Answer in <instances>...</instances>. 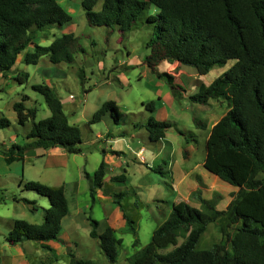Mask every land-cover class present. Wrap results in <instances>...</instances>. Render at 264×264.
<instances>
[{"label":"trees","instance_id":"trees-1","mask_svg":"<svg viewBox=\"0 0 264 264\" xmlns=\"http://www.w3.org/2000/svg\"><path fill=\"white\" fill-rule=\"evenodd\" d=\"M95 4L96 0L81 1L87 25L108 27L109 32L116 28L120 33L134 27L151 5L157 8V13L146 15L151 33L145 43L148 52L143 62L151 73L165 79L174 98H182L184 90L174 83L171 74L156 70L162 60L191 66L199 74H206L215 64L234 60L188 98L201 104L212 98L227 100L226 112L211 125L202 166L237 190L231 193L223 209L216 207L220 194L205 198L199 189L192 191L191 196L200 207L187 201L175 204L168 217L153 231L146 250L135 263L264 264V177H256L259 172L264 174V0H101L99 10H94ZM71 18V13L58 0H0V73L6 74L20 61L36 64L44 56L53 64H72L75 54L84 51L77 44L79 36L66 32L54 36L47 45L34 42L37 32L61 27ZM78 77L83 83L81 72ZM31 88L43 97L49 115L36 119L37 109L27 107L25 98L12 103L15 122L21 126L30 123V129L22 143L14 142L7 147L0 143L5 163L23 161L26 151L36 148L61 147L68 153H80V128L69 122L56 88L45 82L34 83ZM144 107L151 112L142 124L149 140L163 139L171 122L155 118L153 101ZM105 115L118 122L120 113L114 100L104 101L93 112L89 123L98 122ZM193 121L197 127H205L200 120L194 118ZM11 124V120L0 113V130ZM106 169L102 158L92 175L84 173L91 180L92 201L95 189L104 185ZM158 170L162 173L160 167ZM111 179L124 182L126 175L120 173ZM23 187L48 198L49 206L42 208L41 223L14 219L7 241L13 245L23 240H52L64 244L60 238L61 221L68 213L64 186L27 180ZM127 193L126 190L114 192L111 201L122 212L124 231L136 235L135 221L121 201ZM21 200L34 205V201ZM217 218H221L225 241L197 249L200 234ZM87 219L90 237L98 240L107 261L115 263L121 238L115 236L110 226L99 232L98 221L90 216ZM238 222L240 225L235 226ZM231 228L235 229L233 234ZM177 230L186 232L184 241L168 251L155 252V248L174 245L179 235ZM133 242L136 245L138 240ZM67 264L96 263L69 253Z\"/></svg>","mask_w":264,"mask_h":264},{"label":"rangeland","instance_id":"rangeland-1","mask_svg":"<svg viewBox=\"0 0 264 264\" xmlns=\"http://www.w3.org/2000/svg\"><path fill=\"white\" fill-rule=\"evenodd\" d=\"M58 1L71 13V20L61 27L37 32L34 42L47 45L54 36L71 32L79 36L77 44L82 46L84 51L75 54L72 64H53L44 56L36 64L20 61L12 70L1 75L0 113L11 119L12 124L0 130V141H6L7 135L18 132L17 142L22 143L25 140L24 133L28 130V123L21 126L13 121L14 111L11 103L25 98L24 103L37 109L36 119L44 118V113L49 110L43 97L32 90L31 85L45 82L56 86L63 99V110L69 122L77 125L81 131L82 151L67 154L64 174L65 181L70 182L65 195L70 214L75 219L76 231L79 233L73 238H62L64 244L55 242L50 245L46 241L36 240L10 244L7 241V229L11 220L24 219L30 223H41L42 208L48 207L49 201L48 198L23 187L26 179L37 180V174L41 173L44 166L41 158L28 156L23 162H14L12 165L9 163L12 166L10 172L9 164L1 162L0 264H67L69 253L78 258L91 259L96 264H136V258L146 250L147 244L151 241L154 229L169 215L175 204L187 201L193 206L200 207L191 196L194 182L205 198H210L215 193L221 195L216 204L218 209H223L230 200L231 193L237 190L236 187L207 171L201 163L205 157V141L211 125L226 112L227 100L222 97L212 98L201 104L188 98L190 94L201 90L225 71L234 60L215 64L206 74H199L193 67L184 66L176 61L162 60L156 66V70L171 74L174 83L184 90L182 98H174L165 79L150 73L143 62V57L148 52L145 43L151 33V25L146 23V15L157 13L156 7L151 5L134 27L120 33L116 28L109 32L108 27L87 25L81 6L82 0ZM100 6L101 0H96L94 10H99ZM80 72L83 83L78 77ZM109 99L115 101L120 113L118 122L105 115L100 121L89 123L93 112ZM149 101L155 104V111L152 112L155 118L168 120L172 124L167 129L165 137L158 141H150L147 131L142 127L151 114L144 107ZM194 118L204 123L205 127H197ZM104 138L115 139L110 142L112 146L125 149L124 152H120L121 157L119 153L108 151L113 160L118 158L121 160L120 165L126 168L127 178L125 182L112 183L113 186H120L122 189H115L109 184L110 176L123 172L121 166L110 169L109 165L116 164L109 159L110 163L106 164L107 177L104 185L101 189H95L92 201L89 194L91 180L89 177L86 178L84 173L92 174L97 168L102 159L101 148L109 147ZM125 142L135 149L134 156L127 152L130 147L127 150V146L124 147ZM161 158H167V163H163ZM34 160H37L35 165ZM188 168L194 169L193 178L191 180L190 177H186L183 181L179 177ZM115 171L119 173L113 175ZM256 177L262 179L263 172H259ZM173 187L177 188V191L174 192ZM119 190L128 192L121 201L124 209L135 221L137 234L133 235L120 229L115 231V236L121 238V244L116 262L110 263L103 255L98 240L89 236L91 227L87 216L98 221L97 230L101 232L108 225V217L114 206L107 201H111V194ZM175 193L176 201H169ZM21 198L34 201V205L24 203ZM134 201H137V204ZM239 225L240 222L235 226ZM234 231L235 229L231 228V234ZM177 238L176 240L181 239L179 235ZM135 239L138 240L136 245L133 242ZM224 241L221 218H217L206 225L200 234L197 247L209 248L214 243ZM172 246L166 245L155 252H164ZM227 247L230 249L228 243Z\"/></svg>","mask_w":264,"mask_h":264},{"label":"crops","instance_id":"crops-1","mask_svg":"<svg viewBox=\"0 0 264 264\" xmlns=\"http://www.w3.org/2000/svg\"><path fill=\"white\" fill-rule=\"evenodd\" d=\"M21 58V57H20ZM21 60V59H20ZM151 73V72H150ZM1 73H0V77H1ZM7 82L5 81L4 84H6ZM56 88V86H54ZM2 90V88H0ZM57 92H58V89H56ZM59 94V92H58ZM69 97V95H68ZM211 100V99H210ZM61 101H62V104L64 105L63 103V99L61 98ZM25 105L28 107L30 105L26 104ZM11 106H12V103H11ZM49 115V112H45L44 113V116H48ZM16 119V115H15V112H14V115H13V121H15ZM11 120V119H10ZM12 122V120H11ZM28 130L30 129V123H28ZM28 130L25 131L24 134H26L28 132ZM109 132H111V130H107ZM18 132H15L14 134H11V135H7L6 138L7 140L6 141H0V143L4 144L6 147L9 146L11 143H14V142H17V137H18ZM102 138V137H101ZM115 139H110V138H104V142H108L109 144V147H102L101 148V151H102V158L104 159V161L106 162V164H109L110 163V160L116 164V166L114 165H109V168L110 169H113V168H116L118 166H121L120 165V159L118 158V160H113L112 158V155L109 156V153L110 151L108 150H116L119 152V155L121 157V151L124 152L125 149H122V148H116V147H113L112 144L110 142L114 141ZM131 145V144H130ZM128 142H125V145L124 147L126 148L127 146V150L128 148L130 147V150H128L127 152H131V154L134 156L135 155V152H134V148L132 146H130ZM144 149V147H143ZM67 154H69L68 152H66L64 149H62L61 147H51V148H48V149H41V148H36V149H30V150H27L26 153H25V157L24 158H27L28 156H36L37 159L41 158L40 160L44 162V166H43V169H41V173L40 174H37V180H39L40 182L42 183H45V184H48L50 186H53V187H59L61 185L64 186L65 190H66V187H68L70 185V182L68 181H65L64 179V174L66 172V168H65V164L66 161H67ZM110 159V160H109ZM163 159V158H161ZM167 158L163 159V163H167L166 161ZM204 160V159H203ZM35 161L37 160H34L33 162V165H35ZM141 161V160H140ZM1 162H5L4 161V158H3V155L0 154V163ZM14 162H19V161H13L11 163V165L14 163ZM20 162H23V161H20ZM203 163V161L201 162ZM169 164V163H168ZM10 164L8 165L9 169L8 171L10 172L11 169L10 167H12ZM6 167V166H5ZM15 166H13L14 168ZM59 167H61V169H59ZM6 168H4V171ZM121 170H123L122 173H124L126 175V168L124 166H121L120 168ZM193 168H188L187 170H184V172H182L181 176L179 177L180 179H182L183 181H185V178L186 177H190V179L192 180L193 178ZM113 173V172H112ZM119 172L118 171H115L113 175L115 174H118ZM89 174V173H88ZM89 175H92V174H89ZM112 175V174H111ZM106 177H107V174L105 175L104 177V181L106 180ZM112 176H110V181H109V184L112 185V183H115V182H121V181H113L111 179ZM127 178V177H126ZM216 179V178H215ZM28 179H26L27 181ZM125 182V181H124ZM173 183V186H175L174 182L172 181ZM178 184V183H177ZM193 184V182H192ZM194 190L195 189H198V186H197V183L194 182ZM113 188L115 189H122L120 186L119 187H115L112 185ZM175 190L177 191V188L175 189L173 187V191L175 192ZM102 197V196H100ZM176 197H177V194L175 193L172 197V199H169V201H176ZM66 198H67V195H66ZM183 198H187V196H183ZM98 199V198H96ZM101 200V198H99ZM67 202H68V199H67ZM107 202L111 203L112 202L110 200H108ZM195 207H198V206H195ZM199 208V207H198ZM168 216H166L162 221H160V223L157 225V227L167 218ZM75 219L74 217L71 216L70 214V208H69V203H68V213L67 215H65L61 221V229H60V238H63V239H66V238H73L75 236L78 235L79 232L76 231V225H75ZM89 222V221H88ZM12 223H13V220H11V222L8 224V229L9 230L11 227H12ZM107 226H110L114 229V231H116L117 229H120V230H124V227H125V221L122 217V212L121 210L119 209L118 206L114 205L112 210H111V214L109 215L108 217V221H107ZM90 225V224H89ZM114 226H117V227H114ZM156 227V228H157ZM155 228V229H156ZM154 229V230H155ZM90 231V229H89ZM62 233H65V234H62ZM177 233L179 234V237L181 238L180 240H177L176 243L170 248L172 249L173 247H175L176 245L180 244L181 242L184 241L185 237H186V232H184L183 230H177ZM90 236V235H89ZM178 239V238H177ZM49 243L50 245L55 243V241H46V243ZM196 248L197 249H204V248H198L197 247V244H196ZM158 249V248H155V250ZM168 249V250H170ZM166 250V251H168Z\"/></svg>","mask_w":264,"mask_h":264},{"label":"built area","instance_id":"built-area-1","mask_svg":"<svg viewBox=\"0 0 264 264\" xmlns=\"http://www.w3.org/2000/svg\"><path fill=\"white\" fill-rule=\"evenodd\" d=\"M139 154H141V152H139Z\"/></svg>","mask_w":264,"mask_h":264}]
</instances>
